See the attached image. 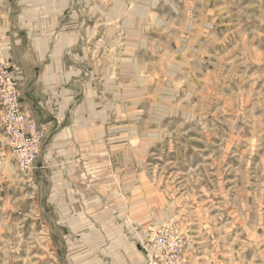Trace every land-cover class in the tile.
<instances>
[{"label": "rangeland", "instance_id": "rangeland-1", "mask_svg": "<svg viewBox=\"0 0 264 264\" xmlns=\"http://www.w3.org/2000/svg\"><path fill=\"white\" fill-rule=\"evenodd\" d=\"M72 7L81 35L93 24L94 38L109 30L111 52L126 49L125 131L111 141L107 181H71L74 165L44 163L45 136L34 171L24 172L3 120L12 87L36 120L21 67L0 49V206L14 223L12 252L8 242L0 255L68 264L76 245L57 226L55 204L88 183L109 187L110 202L124 207L135 250L150 228H170L184 236L189 264H264V0H74ZM0 11L14 46L17 13L1 4Z\"/></svg>", "mask_w": 264, "mask_h": 264}, {"label": "crops", "instance_id": "crops-1", "mask_svg": "<svg viewBox=\"0 0 264 264\" xmlns=\"http://www.w3.org/2000/svg\"><path fill=\"white\" fill-rule=\"evenodd\" d=\"M73 3L0 0L1 7L16 11L20 36L13 46L7 12L0 11V49L22 69V91L47 141L41 155L44 163L74 165L69 169L71 181H107L105 168L115 162L111 141H118L119 132L125 131L126 49L118 44L111 52L109 30L101 29L105 33L94 38L93 24L81 35ZM86 15L88 20L94 16L90 11ZM94 39L99 41L95 44ZM109 189L86 183L76 193L71 189L69 202L55 204L57 226L68 229L67 241L76 245L66 255L68 264H148L139 247L135 250L124 207L110 202ZM7 208L0 206V242H5L0 250L7 252L10 242L12 252L14 223ZM94 245L103 246L100 253L94 252ZM15 256L20 264H45V255H0V264H15Z\"/></svg>", "mask_w": 264, "mask_h": 264}, {"label": "built area", "instance_id": "built-area-1", "mask_svg": "<svg viewBox=\"0 0 264 264\" xmlns=\"http://www.w3.org/2000/svg\"><path fill=\"white\" fill-rule=\"evenodd\" d=\"M8 92L3 117L7 133L14 146V153L24 172L32 173L36 167L38 155L41 151L42 134L35 121H31L20 105L17 90L14 87ZM143 248L148 264H189L184 255V236L170 228H150L147 237L143 238Z\"/></svg>", "mask_w": 264, "mask_h": 264}, {"label": "bare ground", "instance_id": "bare-ground-1", "mask_svg": "<svg viewBox=\"0 0 264 264\" xmlns=\"http://www.w3.org/2000/svg\"><path fill=\"white\" fill-rule=\"evenodd\" d=\"M141 241H142V240H141ZM138 245H140V247L143 248V243H142V242H140Z\"/></svg>", "mask_w": 264, "mask_h": 264}]
</instances>
